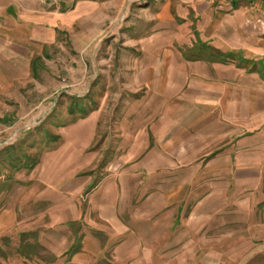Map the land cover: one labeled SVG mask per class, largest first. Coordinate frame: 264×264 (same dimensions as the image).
I'll return each instance as SVG.
<instances>
[{
  "label": "crops",
  "instance_id": "obj_1",
  "mask_svg": "<svg viewBox=\"0 0 264 264\" xmlns=\"http://www.w3.org/2000/svg\"><path fill=\"white\" fill-rule=\"evenodd\" d=\"M24 1L0 0V45L31 37L26 21L63 20L27 12ZM241 1L178 0L183 21L171 5L151 21L134 96L122 100L131 107L127 126L115 131L116 158L102 178V163L86 152L101 112L82 120L83 133L67 131L31 170L27 185L36 179L42 192L20 196L28 206H19L18 232L51 246L54 264H168L190 246L188 234L201 252L208 219L240 195L249 205V193L264 187V1ZM81 138L87 156L61 161L79 152ZM10 213L6 230L17 218Z\"/></svg>",
  "mask_w": 264,
  "mask_h": 264
},
{
  "label": "rangeland",
  "instance_id": "obj_2",
  "mask_svg": "<svg viewBox=\"0 0 264 264\" xmlns=\"http://www.w3.org/2000/svg\"><path fill=\"white\" fill-rule=\"evenodd\" d=\"M242 1L253 6L264 0ZM21 5L27 12L58 14L63 20L26 21L31 37L0 45V264H54L51 246L36 245L34 235L18 232L19 206H28L20 196L42 192L36 179L27 185L29 173L64 142L67 131L83 133L89 122L82 120L101 112L98 135L86 152L102 163L96 170L102 178L104 165L116 158L120 138L115 133L127 126L124 114L131 107L122 100L134 96L151 21L167 5L175 21L184 19L173 7L178 0H25ZM195 17L190 11L186 18ZM178 45L175 40L173 48ZM78 142L80 153L65 154L61 161L73 154L80 160L87 156L83 138ZM249 195V205L240 195L232 206L220 207L217 221L208 219L201 252L189 244L191 235L199 239L188 234L190 246L168 264H195L200 254L199 264H215L216 259L217 264H264V187ZM10 211L17 218L14 225L12 219L5 223L13 227L6 230L2 217Z\"/></svg>",
  "mask_w": 264,
  "mask_h": 264
}]
</instances>
